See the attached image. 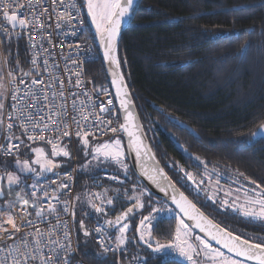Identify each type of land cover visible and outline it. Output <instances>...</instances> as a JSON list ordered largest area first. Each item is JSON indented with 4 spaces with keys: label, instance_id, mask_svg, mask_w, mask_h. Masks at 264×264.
Segmentation results:
<instances>
[{
    "label": "trees",
    "instance_id": "obj_1",
    "mask_svg": "<svg viewBox=\"0 0 264 264\" xmlns=\"http://www.w3.org/2000/svg\"><path fill=\"white\" fill-rule=\"evenodd\" d=\"M0 49L4 58L3 65L0 58V77L5 68L11 75L28 71L22 37H4ZM118 56L150 143L184 192L194 197L186 173L198 184L207 182L205 174L218 173L264 190V138L254 142L251 137L264 123V0H143L133 22L122 32ZM89 74L97 86L111 88L102 57L90 65ZM28 148L30 145L20 157L30 154ZM71 159L63 168L72 164ZM12 160H2L4 171ZM77 160L79 163L78 153ZM103 170L118 173L128 183L110 187L114 204L101 216L94 213L92 201L81 202L77 239L90 262L115 264V255L102 252L82 225L90 228L97 220L115 221L136 204L134 188L143 184L131 168L97 169L91 174ZM79 176L77 198L88 194L86 175L80 168ZM21 183L0 195V202L15 199ZM140 202L143 208L133 207L138 210L126 220L132 228L123 261L145 256L147 264H160L159 257H153L152 250L138 238L140 220L151 214L145 200ZM152 213L154 217L155 211ZM177 224L175 215L153 220L154 240H171ZM232 231L255 243L263 241L237 228Z\"/></svg>",
    "mask_w": 264,
    "mask_h": 264
},
{
    "label": "built area",
    "instance_id": "obj_2",
    "mask_svg": "<svg viewBox=\"0 0 264 264\" xmlns=\"http://www.w3.org/2000/svg\"><path fill=\"white\" fill-rule=\"evenodd\" d=\"M19 4L21 7L15 11L22 13L21 18L30 21V25L26 29L19 27L13 29L0 16V47L4 37L12 34L22 37L28 56V71L25 73L30 75H24V73L9 75L4 65L6 96L0 134V174L5 170L3 159L20 157L28 145L42 143L52 146L46 142L47 140H52L56 145L66 141L71 145L73 155L72 164L68 168L59 169L39 180L23 181L11 208L7 201L0 205V224H3V229H0V261L11 264L12 255L15 254L16 248L22 245L24 238L28 241V248L32 250V255L38 257L35 233L39 229L44 234L40 237V250L46 258L55 260L57 264H94L83 256L77 239V187L81 178L76 141L85 131L92 138L123 135L124 131L120 127L123 124L122 117L111 88L97 86L89 74L90 65L98 61L101 54L93 40L81 1L19 0ZM33 5L35 7H32ZM41 9L46 11L42 12ZM7 11H9L7 7L0 8V12ZM61 14L65 18L61 19ZM69 14L71 18H68ZM34 60L35 63H33ZM77 73L80 75L77 76ZM33 78L38 81L44 80L45 84L49 85L44 92L49 96L51 104L55 106L52 113L48 112L47 107L41 109L40 104L29 101L27 91ZM40 87L42 86L32 85L33 89ZM53 93L56 95L53 96ZM14 95L17 96L19 103L27 104L23 114L13 108V105L17 104V101L12 99ZM37 95L43 97L44 93L37 91ZM109 100L112 101L111 105L108 104ZM73 101H75V108ZM61 104H64L65 108H60ZM101 105L104 106L105 111H101ZM81 108L84 109L83 121L79 111ZM57 111L62 112L63 116L56 118ZM29 112H32L34 117L45 116L46 121L47 116L51 114L55 122L50 123L49 130L43 132L39 129L34 130L31 121L26 119ZM89 113L93 114L89 115ZM77 121L81 123L78 124ZM102 121H111V123H102ZM8 124H12L11 129L7 127ZM64 125H67V129ZM111 128H116L117 131L113 133L110 131ZM65 130L68 131V135L63 134ZM78 132L81 135L78 136ZM41 134L46 138L45 140L33 141L28 138L30 135ZM14 145H19V148L11 147V153H7L6 149ZM87 181L92 203L104 208V212H97L92 208L98 216L106 213L114 204L115 193L110 187L124 186L128 183L125 177L109 170L90 174L87 176ZM33 185H36L35 189ZM33 192L35 196L32 195ZM44 192H48L49 195L44 196ZM20 196L29 199L28 206L23 205L18 198ZM109 199L112 201L110 204L107 202ZM49 204L54 205L55 211H49ZM41 208L43 214L38 217L36 212ZM9 212L20 227L19 232L4 222L3 214ZM25 216L27 221L32 222L31 224L25 222ZM123 223H128L129 227L126 234L127 243L121 247H117L116 237L119 236V231L115 224L109 225L97 220L90 228L84 225V231L90 233L87 236L102 252L105 246L113 249L104 253L115 255V264H147L148 260L145 256H137L131 258L128 263H124L123 254L127 250L132 225L130 221ZM97 228L101 231L97 232ZM101 240L104 241L103 246ZM29 264H40V260H30ZM168 264L180 263L174 260L169 261Z\"/></svg>",
    "mask_w": 264,
    "mask_h": 264
},
{
    "label": "snow or ice",
    "instance_id": "obj_3",
    "mask_svg": "<svg viewBox=\"0 0 264 264\" xmlns=\"http://www.w3.org/2000/svg\"><path fill=\"white\" fill-rule=\"evenodd\" d=\"M7 7L9 11L7 12H0V16L2 19L7 22L11 28L15 29L17 27L26 29L30 25V21L21 18L23 15L22 13H17L15 9L21 7L19 4V0H0V8ZM32 7H35L33 5ZM75 7V5H72ZM134 0H87V11L92 18L93 23L96 26L97 32L101 37V41L104 45V56L109 61L111 68V75H112V83L116 86V94L120 97V107L124 109L126 113V122L122 124L120 127L121 129L127 133V135L131 138L130 144L134 147L137 156L141 154V150L144 149L146 152L150 153V149H147L145 145H143L140 137L137 135L136 130L139 128V125L136 123V118L133 112L130 110V93L127 91V84L124 79L123 73L120 71L121 68V60L117 54V42L120 36V29L121 24L125 20V18H134ZM41 11H46V9H41ZM61 19L65 18L63 14H61ZM70 17V14L68 16ZM35 19V17H34ZM35 63V60L33 61ZM46 63V62H45ZM11 75V73H9ZM24 75H30V73H24ZM77 76L80 73L76 74ZM13 82H15V78L13 77ZM79 83V81H77ZM62 84V82H61ZM32 85H39L42 86L39 89H33ZM49 87L48 84H45L44 80H36L35 78L32 79L31 85L28 86L27 96L30 102L35 104H40L41 109L47 107L48 112L52 113L54 109V105L51 104L49 96L45 89ZM54 87V85H53ZM19 91V89H17ZM37 91L43 92L44 95L41 97L37 95ZM4 93L0 92V96H3ZM56 93H53L55 96ZM62 95V93H61ZM13 100L17 101V104L13 105V108L20 114H23V109L27 107V104H21L18 101L16 95L12 97ZM48 102V103H43ZM108 104L111 105L112 101L109 100ZM73 106L75 108V101H73ZM3 103H0V109H3ZM60 108H65L64 104L59 106ZM103 105H101V111H105ZM81 121L84 119V109L81 108L80 110ZM93 113H89L92 115ZM63 116L62 112H56V118H60ZM27 120L31 121L32 128L39 129L41 132L44 130L50 129V123L55 122L53 116L49 114L47 116V121L45 120V116H38L34 117L32 112H29L26 117ZM81 121H77V123H81ZM2 123V121H0ZM102 123L110 124L111 121H102ZM7 127L9 129L12 128V124H8ZM65 129H67V125H64ZM27 131V129H25ZM110 131L115 133L117 131L116 128H111ZM64 135H68V131L65 130ZM77 135H81L80 132ZM88 135L87 131L83 132V143L85 145L88 144ZM253 136L256 135H264V124L260 125V129L257 132L252 133ZM30 140H45L46 138L41 135H30L28 137ZM47 143L52 144V152L53 156H69V152L64 148L60 147L57 148L56 143L52 140H47ZM11 147H15L16 149L19 148V145L10 146L6 149L7 153H11ZM36 153V160L35 164L40 165L43 171H52L56 164L53 160L48 158V154L44 152L43 148H36L33 149ZM97 156L95 158H99L103 156L106 159H113L117 163L122 162V157L124 156V151L121 145V141L116 139L112 143H104L99 145L95 149ZM17 164L20 165V171H29L34 172L36 171L35 168L31 166L28 160H24L20 162L17 160ZM126 167V166H125ZM162 173V170H160ZM145 175H148L149 179L153 180V182H157L156 176L150 175L148 171H145ZM189 180H192L194 184L197 183L196 179L192 174L186 173ZM240 175H243L241 173ZM167 179L166 175L164 177ZM3 179V177H0ZM7 183L9 186L13 184L20 183V176L14 173H7ZM203 183V181H200ZM255 184V181H252ZM63 187H67V185H62ZM169 186L173 187V193L171 195V199L173 203L179 208L180 212L183 213L189 220L195 222V226L201 230V232H205L208 236L211 237L212 240H215L217 243L222 244L228 252L233 253L235 257H242L244 260L252 261L254 264H264V241L260 243H255L249 239L242 238L238 235H235L231 231L227 229L220 228L219 225L215 224L209 217L205 216L192 201L188 199L184 193L180 192L177 195V191L175 187L171 184ZM33 189L36 188V185L32 186ZM257 187H260L257 185ZM161 191H166L165 188L161 187ZM255 191V190H253ZM3 192V189L0 188V193ZM35 196V192L32 193ZM48 192H44V196H48ZM245 202L238 206V211H241L245 217L259 220L264 222V191L259 192V194L255 195L254 197H248L247 193ZM23 205L28 206L30 201L29 199L24 198L23 196L18 197ZM78 199V198H77ZM109 204L112 201L109 199L107 201ZM37 203H39V199H37ZM103 203V201H101ZM225 204L228 202L225 201ZM12 205L9 204V208ZM49 211H55L54 205L49 204ZM92 207L97 212H104V208L92 203ZM133 207H140L143 208V203L140 202V199L136 198V204ZM133 207L128 208L125 212L121 214V216L116 217L115 221H107L109 225L115 224L118 226L119 236L116 237L118 243L117 247H121L127 243V231H128V223H121V221H126L129 214L132 213ZM23 210V209H22ZM155 212L161 211V209H155ZM43 214V209H38L36 212V216H41ZM5 216V223L11 225L12 229L16 232L20 231V227L16 224L14 216L9 212L7 214H3ZM26 215H28L26 213ZM151 216H145L140 220L139 229H140V240L144 241L147 244L148 248L152 250L153 257H159L160 264H168V257L171 253L175 252L180 256L184 257L186 260L190 261L191 264H199V261L196 257H199L201 254L207 258V264H243L242 260L236 259L233 256L225 255L224 252L220 251L219 249H215L212 245L205 239L198 238L199 243L194 244L192 242L193 237L191 236V228L188 224L184 222L183 219L179 220L175 228L174 237L166 243H162L159 239H156L154 243L152 242V233H151ZM25 222L31 224V221L26 220ZM0 229H3V224H0ZM6 231V229H4ZM97 232H100L101 229L97 228ZM50 234V233H49ZM44 235L37 230L35 233L36 237V251L39 252V256L32 255V250L28 248V241L26 238L22 239V245L17 247L15 250V254L12 255L11 264H29L30 260H40V264H57L55 260H50L43 255L42 250H40V237ZM85 235H90L87 231ZM102 246L104 245V241L101 240ZM113 251V249L105 246L104 252ZM0 264H4V261H0Z\"/></svg>",
    "mask_w": 264,
    "mask_h": 264
},
{
    "label": "rangeland",
    "instance_id": "obj_4",
    "mask_svg": "<svg viewBox=\"0 0 264 264\" xmlns=\"http://www.w3.org/2000/svg\"><path fill=\"white\" fill-rule=\"evenodd\" d=\"M84 2V8L87 11V0H83ZM88 12V11H87ZM89 14V13H88ZM0 58L2 61V65L4 63V58H3V51L0 49ZM0 92H3L4 95L0 96V103H3L4 105V100L6 96V84L4 80V76L0 77ZM4 109V107H3ZM3 109H0V121H2V116H3ZM2 130V123H0V134ZM116 139H119L121 141V145L124 151V156L122 157V162L123 166L121 163H117L113 159H106L103 156H100L98 159L95 158L97 156V153L95 151L96 147L99 145H102L104 143H112ZM64 147L68 152L69 156H63L62 154L59 156H53L51 154L52 152V146H48L42 143L38 144H32L30 145V148L27 149L30 154L28 156H22L18 157L12 160L10 166L8 169L0 174V177H3V179H0V188L3 189V192L0 193V195L5 194V191L8 189L10 190L12 186H15L17 184H13L11 186L8 185L7 183V173H14L18 176H20V181H25V180H39L42 179L51 173H54L55 171L62 169L64 164L67 162V159L71 158L73 155V150L71 145L67 143L66 141H63L59 145H57V148ZM36 148H43L44 152L48 154V158L53 160L54 163L56 164V167L52 171H43L41 169L40 165L35 164V160L37 158L36 153L33 151V149ZM76 149L79 157V168L82 172L85 173V180L87 181V176L90 175L92 172H94L97 169H107V168H118L120 170H125L126 167L129 165L130 162L128 159V154L125 146V140L123 135H113V136H107V137H96L92 138L88 136V144L85 145L83 143V136H80L77 138L76 141ZM17 160L20 162H23L24 160H28L29 163L33 168L36 169L34 172H29V171H20V165L17 164ZM126 166V167H125ZM209 174H205L207 176L208 180V185L204 186L205 191L208 193L209 197L211 200H217L221 205L225 206L226 208H229L233 210L234 212L239 213L240 215L244 216L241 211H238V206L240 204H243L246 199V193L248 197H254L255 195L259 194V191L255 193V195H252L248 192H246L244 187H241L240 185H226V184H221V186L218 185L216 182L210 181V178H208ZM241 183H243L244 186L249 187V183L239 180ZM88 183V181H87ZM5 184V185H4ZM135 192L133 195V199H136L137 197L141 200L144 199L146 206L151 210V214L149 216L152 217L151 219V224L152 221L155 219L160 218L161 216H169V215H175L178 218V223L179 220L182 219L175 209L163 201L161 198L153 196L152 194H149L148 191L145 189L144 186H135ZM255 189V188H254ZM85 198V199H84ZM83 200L92 201L91 195L88 191V194L83 196V197H78L77 203H76V209L80 208V204ZM227 201L228 203L225 204L224 202ZM9 203L13 205L15 203V199H9ZM222 206V207H223ZM155 209H161L159 212H155V216L153 217V213ZM245 217V216H244ZM143 218V217H142ZM139 226V225H138ZM132 228V226H131ZM137 234L138 238L140 236V229L137 227ZM131 230V229H130ZM196 235L195 232L191 229V236L194 237ZM199 236H196V241L192 240L194 244L199 243ZM139 241L143 244L144 241L140 240ZM154 238L152 236V242L154 243ZM147 245V244H145ZM221 251V250H220ZM223 252V251H222ZM225 253V252H224ZM225 255H228L225 253ZM230 256V255H228ZM168 259H174L175 261L179 262L180 264H191L190 261L186 260L184 257L180 256L179 254L173 252L170 254ZM196 259L199 261V264H207V258H205L202 254L199 257H196ZM243 264H248L244 263Z\"/></svg>",
    "mask_w": 264,
    "mask_h": 264
},
{
    "label": "water",
    "instance_id": "obj_5",
    "mask_svg": "<svg viewBox=\"0 0 264 264\" xmlns=\"http://www.w3.org/2000/svg\"><path fill=\"white\" fill-rule=\"evenodd\" d=\"M143 0H134V18L135 15L139 9V6L141 4ZM88 13V12H87ZM90 19H91V24L94 27V29L96 30V34H97V45L99 47L100 50V54L102 57V61L104 63V66L106 68V72L108 74V79L110 82V86H111V90L113 92V95L115 97V101L116 104L119 108L121 117H122V122L123 124L126 122V113L124 111L123 108L120 107V97L117 96L116 94V86L112 83V75H111V68L112 66L110 65L109 61L105 58L104 56V45L101 41V37L99 35V33L97 32L96 26L92 21L91 16L89 15ZM134 18H125V20L122 22L121 24V29H120V36L118 38V42H117V54H118V47H119V41L122 35V32L133 22ZM120 71L122 72V69L120 68ZM123 73V72H122ZM125 79V77H124ZM126 82V79H125ZM127 84V82H126ZM127 91L130 93V100H131V104H130V110L133 112L135 118H136V123L139 125V128L136 130L137 135L140 137L143 145L146 146L147 149H150V153L146 152L144 149L141 150V154L139 156H137V153L134 149V147L131 146L130 144V137L127 135L126 132H123V137L125 140V146H126V150H127V154H128V159H129V164H130V168L131 170L137 175V177L140 179L141 183L143 184V186L145 187V189L148 191L149 194H152L153 196L159 197L161 198L163 201H165L166 203H168L169 205H171L175 211L177 212V214L184 220V222L186 224L189 225V227L198 235H200L202 238H204L205 240H207L212 246L213 248H217L223 252H225L226 254L233 256L236 259L242 260L243 262L249 263V264H254V262L252 261H247L244 260V258L242 257H235L233 253L228 252L227 249H225L223 247L222 244L217 243L215 240H212L210 236H208L205 232H201V230L199 228H197L195 226V222L189 220L186 216L183 215V213L180 212L179 208H177V206L175 205V203H173L172 199H171V195L173 193V187L169 186V184L173 185L175 187L177 191V195L178 193L182 192L184 193L185 196L188 197V199L190 201H192V203H194L196 205V207L207 217H209L215 224L219 225L220 228H225L224 226H222L221 224H219L217 221H215L213 218H211V216H209L205 211H203L176 183L175 181L170 177V175L168 174V172L166 171V169L163 167V165L161 164L159 158L157 157L151 143L150 140L147 136V133L145 131L144 125L142 123L141 117L139 115L136 103L133 99L131 90L127 84ZM264 124V123H263ZM187 129H189L191 131V133H193L194 135H198L197 132L195 130H193L191 127L189 126H184ZM260 129V126L257 127L254 132H257ZM252 140L254 142H257L261 139L264 138V135H256V136H251ZM148 171V173L150 175H154L156 176L157 182H153V180L149 179L148 175H145V171ZM160 170H162V173L160 172ZM167 177V179H165L164 177ZM161 187L165 188L166 191H161ZM82 228L84 229L85 226L82 225ZM228 230V229H227ZM230 231V230H228ZM232 232V231H231ZM234 233V232H232ZM235 234V233H234ZM238 235V234H235ZM239 236V235H238ZM241 237V236H240ZM243 238V237H242Z\"/></svg>",
    "mask_w": 264,
    "mask_h": 264
},
{
    "label": "flooded vegetation",
    "instance_id": "obj_6",
    "mask_svg": "<svg viewBox=\"0 0 264 264\" xmlns=\"http://www.w3.org/2000/svg\"><path fill=\"white\" fill-rule=\"evenodd\" d=\"M83 7H84V2L83 0H80ZM85 10V8H84ZM87 21L90 26V31L93 36V40L97 42V34L96 30L91 24V19L89 17V14L85 10ZM130 166L128 165L126 169L129 171ZM215 176V177H214ZM214 176L208 175V178H210V181L218 183L219 186L221 184H226V185H240L241 187H244L246 192L255 195L257 191L261 192L264 190L261 189H254L253 187L249 186H244L243 183H241L239 180V177L234 178L231 175L228 174H215ZM239 179V180H238ZM207 180V177H206ZM243 180V179H242ZM244 181V180H243ZM188 182L190 183L191 187L194 189V197H191L186 194L203 210L205 211L211 218H213L215 221H217L219 224L227 228L228 230L232 231V228H237L243 233H245L246 236L255 238V239H260L264 241V222H261L259 220L251 219L248 217H244L240 215L237 212H234L233 210L226 208L225 206L221 205L217 200H211L208 193L205 191L204 186L208 185V180L206 183H196L194 184L192 180L188 179ZM255 190V191H253ZM202 205V206H201ZM223 206V207H222ZM138 208H134L133 211H137ZM194 232V231H193ZM233 232V231H232ZM235 233V232H234ZM237 234V233H235ZM239 235V234H238ZM196 236H199L202 238L200 235L196 234L193 237V240L196 241ZM240 236V235H239ZM242 237V236H241ZM204 239V238H202ZM213 247V246H212ZM217 249V248H215ZM246 263V262H244ZM249 264V263H248Z\"/></svg>",
    "mask_w": 264,
    "mask_h": 264
},
{
    "label": "crops",
    "instance_id": "obj_7",
    "mask_svg": "<svg viewBox=\"0 0 264 264\" xmlns=\"http://www.w3.org/2000/svg\"><path fill=\"white\" fill-rule=\"evenodd\" d=\"M4 202H6V201L0 202V205L3 204ZM7 202L9 203V200H7Z\"/></svg>",
    "mask_w": 264,
    "mask_h": 264
}]
</instances>
